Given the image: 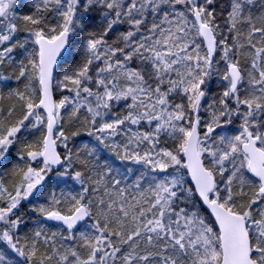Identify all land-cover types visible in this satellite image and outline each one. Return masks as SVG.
<instances>
[{"label":"snow or ice","instance_id":"6c2138e0","mask_svg":"<svg viewBox=\"0 0 264 264\" xmlns=\"http://www.w3.org/2000/svg\"><path fill=\"white\" fill-rule=\"evenodd\" d=\"M0 264H264V0H0Z\"/></svg>","mask_w":264,"mask_h":264}]
</instances>
